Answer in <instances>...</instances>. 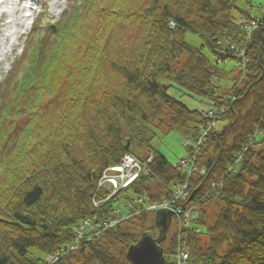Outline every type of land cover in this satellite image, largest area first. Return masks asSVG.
Returning <instances> with one entry per match:
<instances>
[{"label": "trees", "instance_id": "trees-1", "mask_svg": "<svg viewBox=\"0 0 264 264\" xmlns=\"http://www.w3.org/2000/svg\"><path fill=\"white\" fill-rule=\"evenodd\" d=\"M95 2L86 0L85 6L96 11ZM137 11L130 20L144 30L139 44L120 48V61L113 60L109 69L120 79V90L105 101L119 121L104 126L105 139L94 138L92 149L85 144L74 148L57 139L59 151L44 155L36 169H28L23 165V146L35 138L31 136L57 127L53 124L44 131L43 125L34 123L31 134L17 126L6 136L0 148V170L7 168L10 175L0 177V264H49L51 255L54 264L74 260L130 264L125 258L127 248L141 234L156 237L158 233L154 214L133 215V211L131 216L129 210L124 212L125 203L122 213L118 206L120 217L115 219L113 205L117 206L119 195L105 202V192L97 184L103 170L126 154L141 160L132 152L136 147H145L146 156L153 158L123 190L140 200L138 210L146 208L145 203L168 204L179 185H186L188 198L196 190L191 201L181 200L185 207L196 205L189 210V226L159 245L164 264H177V260L178 264H264V0H153ZM187 34L198 38L199 46L187 43ZM73 43L66 36V47L59 51L69 65L74 60L66 52L74 54ZM181 57L183 63L174 67ZM58 59L33 68L35 84L44 87L41 83L50 78V70L67 66ZM86 69L85 65L79 68L77 81L75 75L70 78L68 92L76 83L86 89L90 76ZM174 87L198 98L199 108L188 109L172 97L168 90ZM80 101L64 104L66 114H71L67 128L79 119V105H74ZM70 106L73 109L68 111ZM26 108L31 116L36 106ZM174 131L182 134L186 155H193L187 165H179L182 158L169 163L152 145L159 132ZM65 134L71 138L73 130ZM93 200L99 208L93 207ZM209 203L217 209L212 222H207ZM112 219L117 221L113 225ZM134 221L139 235L125 227ZM181 252L187 253L185 260L180 259Z\"/></svg>", "mask_w": 264, "mask_h": 264}, {"label": "rangeland", "instance_id": "rangeland-1", "mask_svg": "<svg viewBox=\"0 0 264 264\" xmlns=\"http://www.w3.org/2000/svg\"><path fill=\"white\" fill-rule=\"evenodd\" d=\"M151 1L153 0H98V2H95L94 5L95 7H98L96 11H93L94 9L91 8V6L86 8L80 14L77 7L79 4L81 5L82 0H36L34 3L35 6H32V9H35L33 11L36 12L33 13L34 17L32 18H35V22L36 24L38 23V25L33 29L32 27H28V23L32 18H23L21 16L23 15V12L26 11L24 7L20 5H11L13 3L15 4V2L12 1H9L6 6H4L8 15L1 16L2 21L0 26V102H2V105L0 104V116L2 110H8L11 104L15 106V108L13 107L14 109L8 112V118H12L14 112L19 113L20 115L22 112H25V114H27V118L32 121L31 123L28 122L23 115V118H19L18 116L13 117L26 132H30L31 134L35 125L34 123L43 125L44 131L50 130V127L53 124L57 127L50 133L46 132L45 134L37 137L35 136L36 134L31 136V138H35L32 141H29L27 145L25 144L23 146L22 154L24 155L23 159L25 160L23 165L28 166V169H36L44 155H53L59 151L58 143L55 141L57 139L62 142H69L74 148L85 144L87 148L89 147V149H92L94 147V138H104L102 134L104 133L103 130L106 124H118V117L111 107L106 104L105 99L112 95L113 92H119L120 79L117 78L116 73L112 76V70L110 71L109 69L113 60L120 61V56H118V53L120 55V48H131L139 44L144 30H142L141 26L138 25L136 21L130 20V17L133 14H136L134 12L139 10V8L145 9L150 6ZM14 8H17L18 10L14 15H11L12 11L14 12ZM72 15H75V17ZM90 15H92V17ZM66 16H68L67 19H65ZM95 16H99L101 19H98ZM11 20L12 23H8L9 26H6L9 28L3 27V25H8L6 24V21L10 22ZM40 20L43 21V23H41L42 25H46L45 31H41L39 28ZM61 21H64V24L66 23V29L69 28L68 25H72L73 28L78 29L76 33L74 32L68 36L70 41L73 40L74 42V46H72V48H74V54H69L68 51L66 52L67 55L72 58L70 61L74 60V62L70 65L66 64L69 62V59L64 57V55L60 56V60H57L60 61L59 64L63 65L65 63L64 65L67 66L64 68H60L61 66H58L57 68H53L54 70H50V78L46 80L44 79L43 84L41 83L44 87L40 88L39 92L33 94V96L29 98L30 101H28V97L23 94L22 88H18V86L16 87L17 83L12 80H19L20 75L25 70H23V66L28 65L31 57H33L37 51L36 49L47 50L51 45H53V37H47V33L50 31L49 29L54 23L58 22L57 24H59ZM15 22L16 25L14 26ZM12 28L19 32V36L17 35L16 39L11 37V40L9 38H5V35H8L9 33L11 34L13 31ZM71 30L72 28H69L68 32H71ZM82 33L84 35H81ZM81 36L84 38L81 39ZM185 39L186 42L192 46H199L200 44L199 39L192 35L187 34ZM22 47L24 51L22 55H20L19 52ZM52 52L53 50L51 49V54H54ZM95 53L96 57L94 56ZM24 54H26V56H24ZM75 55L79 57L74 58ZM183 61L184 57H181V59L174 64V67H176L178 63H183ZM81 65H85L87 68L86 70L90 73V76H87V81H89V83L87 84V81L85 82L86 89L84 90L80 85H77L78 83H76L73 92L70 93L68 92V85L72 83L70 78L75 75L74 81H77V78L80 77L78 74H80L79 68L81 69ZM60 72L63 73L62 77L60 76ZM11 74L13 75V79L9 80ZM6 77L8 78L6 79ZM1 81L3 83L5 81L7 82L4 83V85H1ZM11 83L13 84L12 86ZM33 86L37 85L33 84ZM10 87H15L16 89L9 91ZM71 87H73V84ZM78 90H81L82 92H76ZM168 91L172 97L179 98L185 105H187L188 109L199 108L198 98L195 99L188 97L182 94L180 90L178 91L175 87L170 88ZM15 94L20 95L22 100L16 105L15 102L10 100V97ZM71 99H78L83 101V103H80V101L76 102V105H74V108H77V104L79 105V119L76 118L77 120L75 119L71 122L67 128V120L71 114H66V106L64 104L66 103V100L71 101ZM29 103L37 104L36 108H32L34 113L31 116H29L27 110L22 109L24 104ZM17 108L20 109L17 110ZM71 108L73 109V107L70 106L68 111H70ZM58 117L59 122L56 121V118ZM5 122H7V119ZM223 122L224 121H222V123ZM219 123H221V121H218V124ZM30 124L33 125H31L30 129L27 130L26 125L28 126ZM74 124L77 125V127H74ZM8 126L12 127L13 124L9 123ZM64 128L66 131L70 129L73 130V135H69L72 136L71 138H69L68 135V139L65 137L66 131H62ZM183 144V136L177 131L171 132L167 135H163L159 132L157 137L152 142L154 149L161 152L171 164H175L180 158L188 153V149ZM72 152L76 153L74 151ZM132 152H134L133 154H138V156L142 157V159L146 156L145 147H141L140 149L136 147L132 150ZM68 154L71 155L70 153ZM77 155L79 156L78 153ZM130 163L133 162H129L128 164ZM18 164L19 163H16L14 166H18ZM128 164L126 163V165ZM128 168L129 166H126L124 174L128 172ZM4 174L6 177L10 175V173L7 172V168L6 172L3 168H1L0 177ZM155 184V181L152 182L153 186H155ZM102 185H105V188H109L110 186L107 180L105 183L103 181ZM183 186L184 185H179L175 188L170 201L173 200L179 202L180 197H176L175 194H177L180 190L182 191ZM105 193H107V190ZM116 193L118 195L120 191ZM130 193V191H128V193L121 192L118 196L116 207L121 206L122 209L124 208L125 203H132L135 197ZM186 193L187 192L184 194L186 195ZM135 201L139 202V200ZM170 201H168V203ZM149 204L150 203H145L144 207L147 208V212L152 213V210L154 209L149 207ZM162 206H164L163 203L158 204V207ZM186 209H188L187 206L183 207L184 211H186ZM206 210L208 212L207 222H212L215 219V213L217 210L215 205L209 203L206 206ZM133 211L135 212L134 214H138V209L134 208L132 212ZM172 211L175 212L174 209H172ZM172 217L174 222L171 223L170 229L168 233H166L167 237H170L173 234H178L180 226L186 222L183 218H176L175 216ZM115 219H118V217ZM149 219H151V216ZM125 227L127 230L132 232L133 235H139L141 233L136 221L130 223V226ZM155 232L157 233V230H155ZM53 257L54 256L52 255L47 257L50 263H52ZM77 263L75 260L72 261V264Z\"/></svg>", "mask_w": 264, "mask_h": 264}, {"label": "water", "instance_id": "water-1", "mask_svg": "<svg viewBox=\"0 0 264 264\" xmlns=\"http://www.w3.org/2000/svg\"><path fill=\"white\" fill-rule=\"evenodd\" d=\"M195 193L196 190L190 194L187 202L193 199ZM154 214L153 224L158 233L156 237L148 233L141 234L139 239L127 248L125 258L130 264H164L163 252L159 245L166 240L172 213L158 210Z\"/></svg>", "mask_w": 264, "mask_h": 264}, {"label": "built area", "instance_id": "built-area-1", "mask_svg": "<svg viewBox=\"0 0 264 264\" xmlns=\"http://www.w3.org/2000/svg\"><path fill=\"white\" fill-rule=\"evenodd\" d=\"M149 160V159H148ZM190 160L189 159H182L181 160V163L182 164H184V165H187V162H189ZM129 162H133V163H130V164H128ZM126 163L128 164V165H126ZM126 166H129V168H128V172H126V175L125 176H127L130 172H131V170L133 169V168H135V167H138L139 168V164L138 163H136V162H134L132 159H130V158H128L124 163H123V170H122V173H123V171H124V169L126 168ZM133 166V167H132ZM122 177H124L123 175H121L120 174V178H122ZM185 189H186V185H184L183 186V190L181 191H178V193L177 194H175V196L176 197H180L179 198V200H182V199H184L186 196H187V193H186V195L184 194L185 192ZM179 194V195H178ZM175 202H178V201H171L170 202V206H172V207H175L173 204H175L176 205V203ZM96 206H97V204H95ZM150 207H152V209L154 208V206H150ZM164 207H167V204H165L164 205ZM177 211H178V209H176ZM189 216H190V214H189V211H186V212H184L183 214H182V216H181V218H183L184 220H186V222H184L183 224H182V226H180V228H179V230L181 231V228H183L182 230H185L187 227H188V225H189ZM110 224H112L113 225V223L110 221ZM179 232H178V236H179ZM180 259H182V260H185L186 259V257H187V253H185V252H181L180 253ZM177 262L178 263H180L178 260H177ZM177 263V264H178Z\"/></svg>", "mask_w": 264, "mask_h": 264}, {"label": "bare ground", "instance_id": "bare-ground-1", "mask_svg": "<svg viewBox=\"0 0 264 264\" xmlns=\"http://www.w3.org/2000/svg\"><path fill=\"white\" fill-rule=\"evenodd\" d=\"M1 12H0V16H1ZM11 22V21H10ZM16 25V22H15V24H14V26ZM7 25H3V27H6ZM16 33V31H14L13 33H12V35H14Z\"/></svg>", "mask_w": 264, "mask_h": 264}]
</instances>
